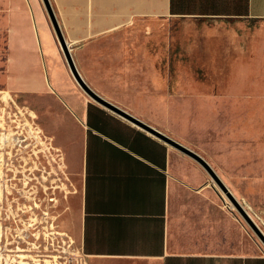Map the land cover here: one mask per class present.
<instances>
[{"label":"rangeland","instance_id":"obj_1","mask_svg":"<svg viewBox=\"0 0 264 264\" xmlns=\"http://www.w3.org/2000/svg\"><path fill=\"white\" fill-rule=\"evenodd\" d=\"M260 31L256 19L139 16L99 33L94 59L80 62L76 44L71 47L96 91L203 156L237 198L264 218ZM262 46L264 59V39ZM4 59L0 30V131L22 129L30 142L24 156L19 149L0 148V264L61 263L78 251L79 163L76 156L69 162L60 153L23 96L6 92ZM30 99L48 102L43 96ZM177 154L174 173L198 178L195 202L202 213H220L236 224L232 251H258L257 237L235 207L223 201L205 169L183 152Z\"/></svg>","mask_w":264,"mask_h":264},{"label":"crops","instance_id":"obj_2","mask_svg":"<svg viewBox=\"0 0 264 264\" xmlns=\"http://www.w3.org/2000/svg\"><path fill=\"white\" fill-rule=\"evenodd\" d=\"M50 2L75 62V56L80 62L95 58L99 33L139 16L259 20L264 61V0ZM0 30L5 33L6 92L23 96L60 153L69 162L76 156L79 163L81 197L74 235L88 264H264L259 240L258 251H232L236 224L198 208V178L174 173L176 148L83 91L66 64L43 0H0ZM34 95L48 102L34 103ZM242 204L264 227V218Z\"/></svg>","mask_w":264,"mask_h":264},{"label":"water","instance_id":"obj_3","mask_svg":"<svg viewBox=\"0 0 264 264\" xmlns=\"http://www.w3.org/2000/svg\"><path fill=\"white\" fill-rule=\"evenodd\" d=\"M45 5L46 11L50 18L52 27L56 34V38L59 41L60 48L65 56V59L71 69L72 74L76 78L78 84L83 89V91L91 97L93 100L97 101L98 103L104 105L108 109L112 110L113 112L117 113L118 115L126 118L128 121L132 122L133 124L139 126L140 128L146 130L150 134L154 135L155 137L159 138L160 140L164 141L165 143L169 144L170 146L176 148L177 150L183 152L184 154L188 155L192 159H194L197 163H199L207 172L211 180L218 186V188L224 192L225 196L230 200L232 205L235 207L239 215L242 219L246 222L249 228L252 230L254 235L257 239L264 245V232L261 230V227L255 222L253 217L244 207V205L237 199L232 192L228 189L225 185L223 180L219 177L217 172L214 168L208 163V161L197 153L195 150L187 147L186 145L182 144L181 142L177 141L173 137L169 136L165 132L161 131L160 129L156 128L155 126L145 122L144 120L140 119L139 117L133 115L132 113L128 112L125 108L119 106L118 104L114 103L113 101L107 99L98 91H96L82 76L80 73L74 57L71 52V48L66 40L62 27L58 21L56 13L53 9V6L50 0H43ZM218 192V191H217ZM219 193V192H218Z\"/></svg>","mask_w":264,"mask_h":264},{"label":"built area","instance_id":"obj_4","mask_svg":"<svg viewBox=\"0 0 264 264\" xmlns=\"http://www.w3.org/2000/svg\"><path fill=\"white\" fill-rule=\"evenodd\" d=\"M19 125L20 124L17 123L16 127L17 128L20 127ZM3 128L5 129V127H3ZM0 132H2V134H4V140L0 141V148L6 149L7 152H12L13 150L19 149V150H21V152L22 151L24 152V153L22 152L23 155H21V156H24V154L28 153L30 142L28 141L29 135L27 134V131H23L22 129L19 131L18 130L15 131V130H12L10 128L9 130L6 129V130L0 131ZM29 133H32V132L29 131ZM13 154H15V152ZM56 231L57 230L52 231V232H56ZM0 233H1V228H0ZM57 234L63 236L64 240L66 238L70 242V244L74 242V238L69 234L68 235L62 234V233H57ZM77 248H78L77 252H74V254H70V256L64 257V260L61 261V263H59V261H58V262H54L53 264H88L85 254H83L81 252V250L79 249V246ZM6 258H9V257H6ZM19 263L20 264H28L24 260H20Z\"/></svg>","mask_w":264,"mask_h":264},{"label":"bare ground","instance_id":"obj_5","mask_svg":"<svg viewBox=\"0 0 264 264\" xmlns=\"http://www.w3.org/2000/svg\"><path fill=\"white\" fill-rule=\"evenodd\" d=\"M59 42V41H58ZM69 44V43H68ZM70 46V45H69ZM66 60V59H65ZM66 64L68 65V63H67V61H66ZM68 68H69V70H70V72H71V69H70V67H69V65H68ZM71 74H72V72H71ZM73 75V74H72ZM73 77H74V75H73ZM74 79H75V81L77 82V80H76V78L74 77ZM78 83V82H77ZM79 85V84H78ZM80 86V85H79Z\"/></svg>","mask_w":264,"mask_h":264}]
</instances>
